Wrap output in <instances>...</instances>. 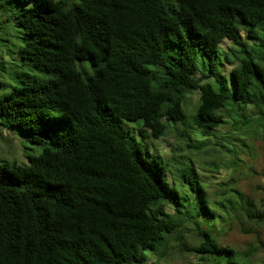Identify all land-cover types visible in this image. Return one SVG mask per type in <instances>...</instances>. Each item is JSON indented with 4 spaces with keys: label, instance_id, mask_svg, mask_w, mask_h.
<instances>
[{
    "label": "trees",
    "instance_id": "1",
    "mask_svg": "<svg viewBox=\"0 0 264 264\" xmlns=\"http://www.w3.org/2000/svg\"><path fill=\"white\" fill-rule=\"evenodd\" d=\"M124 120L153 138L181 125L171 181ZM227 124L264 130V0H0V129L41 147L0 161V264H145L171 239L205 264H255L215 224L232 213L248 232L264 208L209 194L190 157Z\"/></svg>",
    "mask_w": 264,
    "mask_h": 264
},
{
    "label": "rangeland",
    "instance_id": "2",
    "mask_svg": "<svg viewBox=\"0 0 264 264\" xmlns=\"http://www.w3.org/2000/svg\"><path fill=\"white\" fill-rule=\"evenodd\" d=\"M229 45L227 40L221 42L222 48ZM230 64H226L224 69L228 72ZM198 92L193 91L187 98V111L196 104ZM184 106V104H183ZM182 108L185 109V106ZM185 110V118L190 120V113ZM139 122L123 121V128L128 134L134 136L143 151L151 154L160 153L168 161L167 177L172 180L171 171L179 167L177 159L170 156L174 148H179L181 141L178 140L174 126L181 128L179 124L168 127L158 138L148 135V131H143ZM247 124H241V129L237 130L230 124L217 128L216 137H209L208 147L212 151L205 153H192L190 157L198 165L204 164L207 170L200 172L205 175L207 191L215 194L216 198H221L219 192L228 188L240 190L247 198L252 200L261 209L264 208V130L254 124L250 128ZM133 126L135 129L129 128ZM221 143V145H220ZM31 143L23 134L17 131L13 134L6 129H0V161L15 159L19 163L27 162V156L37 154L41 147ZM228 147L232 150H227ZM178 151L177 153H182ZM187 154V153H185ZM165 161V162H167ZM233 161V162H232ZM212 162H215L213 164ZM2 163V162H0ZM168 165V166H167ZM196 165V166H198ZM233 193V192H232ZM223 213V212H222ZM225 220H219L215 224L217 236L220 242L227 244L234 249H246L249 246L257 248L255 264H264V225L252 226L250 231H243L231 214H225ZM248 227V226H246ZM192 230H184V241L193 244ZM145 264H205L197 253L184 251L178 241L171 239L170 247L165 256L158 258L156 254L149 253Z\"/></svg>",
    "mask_w": 264,
    "mask_h": 264
}]
</instances>
